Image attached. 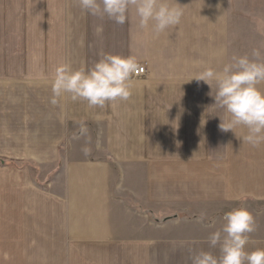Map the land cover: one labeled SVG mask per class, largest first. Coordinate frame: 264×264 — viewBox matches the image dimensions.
Masks as SVG:
<instances>
[{
  "label": "crops",
  "instance_id": "1",
  "mask_svg": "<svg viewBox=\"0 0 264 264\" xmlns=\"http://www.w3.org/2000/svg\"><path fill=\"white\" fill-rule=\"evenodd\" d=\"M167 2L181 21L155 34L131 9L114 25L78 0H0V206L11 215L0 226L20 225L6 238L0 227V256L3 247L19 264H191L199 251L219 255L207 238L235 208L255 220L246 250L264 249V144L242 143L243 128L221 131L215 83L190 80L230 62L232 13ZM104 54L146 64L128 100L49 102L59 64L91 67ZM4 161L54 169L37 180Z\"/></svg>",
  "mask_w": 264,
  "mask_h": 264
},
{
  "label": "clouds",
  "instance_id": "2",
  "mask_svg": "<svg viewBox=\"0 0 264 264\" xmlns=\"http://www.w3.org/2000/svg\"><path fill=\"white\" fill-rule=\"evenodd\" d=\"M78 3L82 11L101 18L106 16L120 25L127 21L129 10L134 9L139 29L151 24L155 34L178 25L183 15L176 2L173 5L167 0H78ZM102 32V27L96 28L98 35ZM140 70L135 57L112 54H104L91 67L73 69L69 63L59 64L54 70L49 102L56 105L57 98L65 93L73 101H87L90 107H103L118 99L126 101L131 96L132 78ZM192 79L209 86L215 83L214 105L225 112V118L220 119L221 131L235 134V129L243 128L246 134L238 137L242 143L253 148L264 144V91L258 87L264 82V60L259 49H253L251 56L233 55L219 71L206 67ZM223 221L220 229L207 238L211 248H218L219 255L199 251L190 255L191 264H264V249L246 250L248 234L256 230L252 214L245 208H235L224 214Z\"/></svg>",
  "mask_w": 264,
  "mask_h": 264
},
{
  "label": "rangeland",
  "instance_id": "3",
  "mask_svg": "<svg viewBox=\"0 0 264 264\" xmlns=\"http://www.w3.org/2000/svg\"><path fill=\"white\" fill-rule=\"evenodd\" d=\"M230 10L229 24L230 31L227 34L229 40L228 47L232 57L233 55L251 56L253 49H259L261 51V59L264 60V0H203V7L198 10ZM134 10V9H131ZM196 10V9H194ZM2 23V17L0 16V26ZM114 25H120L113 22ZM119 28V26H118ZM1 29V27H0ZM119 36V34H118ZM119 39V37H118ZM2 165H13L17 168L27 167L33 172L35 178H43L45 172L50 169H54L53 165L43 168L44 172H40L38 166L26 161L1 162ZM41 173V175L39 174ZM8 203L1 201L0 217L6 219L10 217V209L7 207ZM12 210V209H11ZM13 210V215H18ZM23 215V213H22ZM19 222H14V225L1 224V234L5 238L9 235H14V232L20 228ZM2 237V239H4ZM6 240V239H4ZM6 244V243H5ZM12 249L6 248L1 250L0 264H19L20 257L9 255Z\"/></svg>",
  "mask_w": 264,
  "mask_h": 264
},
{
  "label": "built area",
  "instance_id": "4",
  "mask_svg": "<svg viewBox=\"0 0 264 264\" xmlns=\"http://www.w3.org/2000/svg\"><path fill=\"white\" fill-rule=\"evenodd\" d=\"M140 66V71L138 72V74H136L132 79L133 80H138V79H141L143 77L146 76V72H147V66L146 64H139Z\"/></svg>",
  "mask_w": 264,
  "mask_h": 264
}]
</instances>
